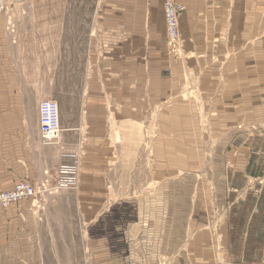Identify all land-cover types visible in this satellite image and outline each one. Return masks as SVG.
Returning <instances> with one entry per match:
<instances>
[{"label":"rangeland","instance_id":"obj_1","mask_svg":"<svg viewBox=\"0 0 264 264\" xmlns=\"http://www.w3.org/2000/svg\"><path fill=\"white\" fill-rule=\"evenodd\" d=\"M109 1L4 0L0 16L14 40L28 13L21 7L32 2L42 8L37 18L63 36L55 89L41 102L58 104L71 135L62 131L47 145L40 133L53 161L38 183L25 178L0 192L23 181L38 188L0 205V227L98 228L102 264H264V0H175L184 11L173 44L162 0L167 56L135 59L131 70L104 57L112 45L100 6ZM227 66H246V123L238 106L223 115L215 105L231 87L210 79ZM83 184L98 191V202ZM83 252L77 264H88Z\"/></svg>","mask_w":264,"mask_h":264},{"label":"crops","instance_id":"obj_2","mask_svg":"<svg viewBox=\"0 0 264 264\" xmlns=\"http://www.w3.org/2000/svg\"><path fill=\"white\" fill-rule=\"evenodd\" d=\"M41 9L36 2L25 3L21 7L28 13L18 22L15 40L6 31L5 17L0 16V192L12 189L25 178L38 183L47 168V160L54 158L51 148L40 141L39 104L47 92L55 89L60 59L66 50L63 36L55 37L54 31L49 30L53 26L48 21L45 26L44 21L37 18ZM100 10L106 41L112 45L104 54L105 58L125 60L128 70H131L135 59L142 62L166 58L162 0H113L102 4ZM244 36L237 41L239 47L245 41ZM244 43L243 51L238 47L235 52L239 62L245 58ZM147 64L145 69L149 74L151 68ZM214 69L221 76L210 79L212 85L231 87L229 92L225 89L220 94L221 98L213 97L215 105L223 107V115H228L231 105L233 109L238 106L239 120L246 123V66ZM152 72L156 73L155 70ZM258 74L260 77L254 85L262 88V73ZM258 93L257 89L253 95L250 93L255 102L261 98ZM83 96L86 97V90ZM230 100H234V104H229ZM259 107L255 106L256 110ZM33 113L34 119L31 117ZM63 132L68 137L71 135L69 130ZM71 132L78 133L80 137L82 130L76 127ZM49 155L52 156L50 159L45 158ZM86 185L80 186L81 191ZM83 192L98 202V191L93 193L84 189ZM81 235L84 236L82 239ZM103 248L104 245L98 243V228L94 227H0V264H64V260L67 264H77L80 251H84L88 264H102L98 249ZM61 249L66 254L64 259L58 252Z\"/></svg>","mask_w":264,"mask_h":264},{"label":"built area","instance_id":"obj_3","mask_svg":"<svg viewBox=\"0 0 264 264\" xmlns=\"http://www.w3.org/2000/svg\"><path fill=\"white\" fill-rule=\"evenodd\" d=\"M4 8V0H0V10ZM184 11L175 0L165 1V20L169 41L171 44L178 40L179 16ZM60 130L59 106L54 101L45 100L40 104V133L43 142L47 145L53 144L58 139ZM38 188L29 182L19 183L15 189L0 193V205H9L14 202L35 197Z\"/></svg>","mask_w":264,"mask_h":264},{"label":"bare ground","instance_id":"obj_4","mask_svg":"<svg viewBox=\"0 0 264 264\" xmlns=\"http://www.w3.org/2000/svg\"><path fill=\"white\" fill-rule=\"evenodd\" d=\"M39 124H40V106H39ZM62 129H61V125H60V130H59V132H58V139H61V136H62ZM21 183V182H20ZM16 187V186H15Z\"/></svg>","mask_w":264,"mask_h":264}]
</instances>
